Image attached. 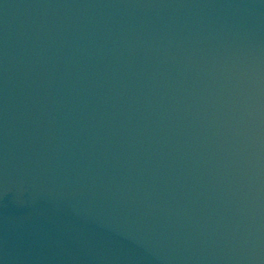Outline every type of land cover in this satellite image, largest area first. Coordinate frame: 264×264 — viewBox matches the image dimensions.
<instances>
[{"label": "water", "instance_id": "95a60500", "mask_svg": "<svg viewBox=\"0 0 264 264\" xmlns=\"http://www.w3.org/2000/svg\"><path fill=\"white\" fill-rule=\"evenodd\" d=\"M0 264H264V0H0Z\"/></svg>", "mask_w": 264, "mask_h": 264}]
</instances>
